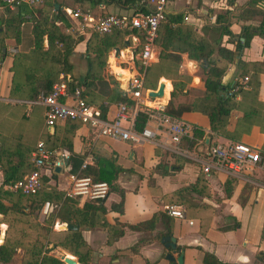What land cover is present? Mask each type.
Here are the masks:
<instances>
[{
    "label": "crops",
    "instance_id": "obj_1",
    "mask_svg": "<svg viewBox=\"0 0 264 264\" xmlns=\"http://www.w3.org/2000/svg\"><path fill=\"white\" fill-rule=\"evenodd\" d=\"M135 8L134 0L130 4L125 0H42L37 7L13 10L0 6V102L9 108L27 107L22 117L15 114L8 118L0 105V247L7 260L1 264H39L43 257L64 264L61 256L74 260V264H173L165 256L176 259L180 253L181 264H204L203 254L213 256L221 264H264V0H170L166 6L165 16L188 15L185 25L200 36L204 34L208 43L213 41L214 48L233 53L232 59L226 61L214 52L209 57L211 65L206 61L199 64L203 59L188 60L183 54L176 67L164 66L170 68L169 80L156 76L151 91L163 83L162 96L164 84L165 95L155 102L165 109L170 102L174 107H191L178 118L201 133L200 139L183 140L178 152L171 153L151 142L133 146L98 137L77 122H60L48 129L43 113L37 128L28 122L32 107L44 112L42 106L30 103L58 82H66L69 89L80 86L85 101L105 108L107 119L116 115L119 103L109 98L107 91L113 88L112 82L118 89L124 88L132 74L138 38L134 32L123 31L120 43L128 42L129 56L118 58L109 52L96 59L86 51L90 36L95 34L83 18L93 22L107 15L128 17ZM74 13L79 17L74 18ZM52 26L58 33L80 41L69 46L56 45V36L47 37ZM220 28H226L227 33L222 34ZM244 34L250 40L238 50L237 42L243 43ZM114 44L113 47H121ZM153 49L157 54L154 64L158 65L159 51L156 45ZM16 56L27 59L22 68L24 84L32 77L36 85L27 90L19 82L26 89L24 98L9 100L18 91H13L18 77L11 59ZM121 59H129V68L120 67ZM212 66L223 70L216 96L222 101L220 105L215 97L206 96L204 89L207 67ZM244 78V88L231 94L232 85ZM171 80L183 85L174 98L170 96ZM214 107L222 117L211 131L206 113ZM4 133L16 134L13 140L21 146L19 151L3 143ZM26 138L36 139L35 143L24 141ZM39 142L54 155L42 170L45 183L41 190L35 197L9 191L8 183L3 184L6 171L13 173L15 165L23 164L24 175L21 177L17 171L12 179L27 175ZM160 142L165 146L164 137ZM228 143L257 149L262 163L236 178L213 169L202 173L201 163L208 147ZM70 152L82 157L81 166L92 167L99 160L111 159L121 172L105 201L74 197L61 214L62 220L51 215L52 211L42 215L44 203L61 207L67 199L64 193L70 176L79 177L69 172ZM63 156H68L63 166H49ZM52 192L60 194V198L56 199ZM175 206L181 208L182 219H173L166 213V208ZM66 225L71 229L66 230ZM72 232L79 234L76 242L72 241ZM165 237L173 240V249L165 247Z\"/></svg>",
    "mask_w": 264,
    "mask_h": 264
},
{
    "label": "built area",
    "instance_id": "obj_2",
    "mask_svg": "<svg viewBox=\"0 0 264 264\" xmlns=\"http://www.w3.org/2000/svg\"><path fill=\"white\" fill-rule=\"evenodd\" d=\"M41 2L42 0H0V6L8 10L21 6L34 8ZM169 2L170 0H135L136 8L128 17L107 15L93 22L83 18L88 24L90 23L89 29L99 36L108 35L115 30L131 31L141 40L136 45L137 51L132 57V74L121 89L130 104L120 102L116 115L112 119H107L101 109L83 99L81 89H69L66 82L54 83L48 93L39 94L35 101L30 103L43 107L46 128H51L60 122H77L87 126L98 137L129 142L133 146L151 142L171 153L179 151L181 142L190 139L194 129L178 117L168 114L165 107L149 98L148 90L143 89L144 72L157 61V54L153 49L154 40L159 25L165 21L166 6ZM72 16L79 17L77 13ZM187 21L188 15H183L182 22ZM246 80L244 78L241 83L232 85L230 93L243 89ZM138 115H141L143 121L140 129H136L135 126ZM161 137L166 140L165 146L160 142ZM204 155L205 161L201 163L204 174H208L213 169L236 178L243 171L262 163L257 149L242 143L215 144L208 147ZM53 156V153L42 143H37L31 159L32 170L7 189L23 196L37 194L41 189L42 170ZM67 159L68 156H63L49 166L60 168ZM84 166L83 164L81 168ZM108 194L109 186L105 182H93L87 177L70 176L69 188L65 191L64 197L67 199L79 197L91 202H103ZM52 209L53 207L48 203H44L40 212L42 215H47ZM166 213L173 219L183 218L180 207L166 208Z\"/></svg>",
    "mask_w": 264,
    "mask_h": 264
},
{
    "label": "trees",
    "instance_id": "obj_3",
    "mask_svg": "<svg viewBox=\"0 0 264 264\" xmlns=\"http://www.w3.org/2000/svg\"><path fill=\"white\" fill-rule=\"evenodd\" d=\"M132 0H125L126 4H130ZM135 1V0H134ZM255 1V0H254ZM182 15L176 14V15H166L165 21L161 23L158 27L156 38L154 40V45L158 48V61H168L171 62L173 67L177 66L180 61V55H185L188 60L191 61H197L199 59H203L207 62V65H211L209 61V57L216 52L218 54L219 59H223L226 61H230L232 59L233 53L222 49V48H214V42L208 43L207 40L204 38V36H200L195 33L191 29L190 26L185 25L182 23L181 19ZM261 26H259L260 28ZM264 29V28H262ZM222 34H226L227 30L226 28H220ZM243 32L247 31V28H242ZM51 35L56 36L55 43L59 46H65V45H74L77 42L80 41V38L74 40L70 39L69 36L62 35L58 33L57 29L55 27H51L50 31L47 33V37ZM97 34L91 35L90 39L88 40L89 44L87 45V52H90L93 54V57L96 59H99L102 56H106L108 51L115 45L114 42H112L111 37H108L109 35L105 36H99L98 38ZM241 38L243 39V43L241 44L239 41L237 42V48L240 50V48H245L250 40V36L242 35ZM92 41V43H91ZM68 46L64 47V56L62 57L63 61H65L66 58V49H68ZM264 53V51H263ZM68 54V53H67ZM264 59V58H263ZM170 64V65H171ZM213 65V63H212ZM222 71L215 66L207 67V74L204 81V89L206 96L208 97H215L217 99V103L221 104V99L217 98V91L221 88L220 86V78L222 76ZM169 72H164L162 76H164L165 79L169 80L168 78ZM94 79H98L97 76H92ZM171 84L173 87V91L171 93V98H174L176 95V92L179 88H182L183 85L181 83H177L174 80H171ZM69 86V84H68ZM84 86V85H82ZM111 86L113 88L109 91H107V95L109 98H111L114 102H122L126 104H130L129 100L127 99L126 95L121 91V89H118V85L115 82L111 83ZM80 86H77L79 88ZM169 87V86H168ZM155 88V87H154ZM50 87H48L49 92ZM81 89V88H80ZM83 96V91H82ZM206 98V97H205ZM84 99V97H83ZM85 100V99H84ZM102 113L105 111V108L100 107ZM166 111L168 114L174 117H179L181 113L183 112H189L191 111V107L189 106H182L178 105L174 107L172 103L170 102L167 107ZM206 116L208 118L209 124H210V130L213 131L215 129V123L222 115L214 109H211L208 113H206ZM136 129H140L143 126V121L141 118V115L137 116L136 120ZM201 133L197 131H192V140L193 139H200ZM193 142H191L189 145H192ZM82 157L74 155L70 152L69 159H68V165L70 166V174L77 175L79 177H87L90 178L93 182H105L109 188L111 189L113 186L112 184L115 182L116 176L119 172H121V169L117 167L113 160H99L95 163L94 166H84V168H80L82 164ZM32 170V164L31 168L29 169V172ZM20 173V176L22 177L24 175V167L23 164H17L15 165V169L13 170V173H10L8 170L6 171V176L4 178L3 184H7L8 186L12 185L15 181H18V179H12V175L16 174V172ZM28 172V173H29ZM27 173V174H28ZM45 183V179L41 176V187ZM109 189V190H110ZM41 190V189H40ZM39 190V191H40ZM39 193V192H38ZM37 193V194H38ZM37 194L33 196H25V197H35ZM54 194V197L60 198V194H57L55 192H52ZM20 195V194H19ZM23 196V195H22ZM120 199H122V194H120ZM70 199H66V201L63 202L60 208L57 209V207H53L51 215H56L57 218L63 219L61 214L66 209L65 207L70 204ZM121 204V202H120ZM57 212V213H56ZM50 215V214H49ZM68 222V221H67ZM72 237V241L76 242L79 240V234L77 232L70 233ZM263 237H264V222H263V231H262ZM72 252V251H71ZM0 262L6 263L7 260L5 259V254L3 253V249L0 247ZM202 262L204 264H221L218 263L213 256L203 254ZM39 264H61V262L48 258L43 257Z\"/></svg>",
    "mask_w": 264,
    "mask_h": 264
},
{
    "label": "rangeland",
    "instance_id": "obj_4",
    "mask_svg": "<svg viewBox=\"0 0 264 264\" xmlns=\"http://www.w3.org/2000/svg\"><path fill=\"white\" fill-rule=\"evenodd\" d=\"M124 34L125 33H123V31L115 30L112 33L108 34L109 35L108 37H111L112 39H114L113 42H117V44H121L120 41H122V36ZM97 37L100 38L99 36H97ZM138 41L141 42L140 39H138ZM130 42H131V40H130ZM109 52H110V54H109ZM107 54H109L110 56L112 55L111 51H108ZM11 59H13V61H14L15 72H16V75L18 77V80L16 81V84L14 86V90L13 91L14 92H15V90H18V91L15 92V93H12V94H16V95L15 96L11 95L10 98H8V99L9 100H13V98L23 99L24 98L23 95H22V94H24L23 91L24 90L26 91V89L29 90L30 88H32L34 85H36V82L33 81V78L31 77V78H29V81L27 82V84H24V82H26V76L23 74L22 68L24 67L25 62H27V59H22L19 56H16V57L11 58ZM110 59L111 60H117L115 58H110ZM43 60H45V58H43ZM129 63L131 64L129 59H126V60H124V59L122 60L121 59L119 61V64H120L121 68H129V66H130ZM167 64H171V63L168 62V61L162 60V61H160V64H158V65L157 64H153L150 67L146 68V70L144 72V85H143V89L144 90H152L155 87L153 82L156 80V76L159 75V74L163 75L164 72H169L170 71L169 67H164ZM19 82H22L23 83V87L26 86V89H22L20 87V84H18ZM18 87H19V89H17ZM99 92L101 93V88L99 89ZM0 105L2 106V109H4L3 113H5L6 117H8V118H12L15 114L22 117V114L26 113V110H27V107L25 105L11 106L12 108L6 107V106H8V104L4 105L2 102H0ZM42 113H43V111L41 110V108L32 107L31 108V113L27 115L29 117L28 118V122L30 124H32L33 129L37 128L39 126V124L41 123V115H42ZM19 119H21V118H19ZM4 123H6V121H4ZM13 129H15V128H12L11 130H13ZM13 135H16V134H13ZM13 135H8L7 136V134L4 133V138L2 139V141H3L4 144L7 145V147L10 146L11 150L19 151L21 146H18V144L15 143V141L13 140L14 139ZM35 140L36 139H33V138L30 139V140L27 139V138L24 139V141H27V142L29 141L30 144L35 143ZM24 199H26V198H24Z\"/></svg>",
    "mask_w": 264,
    "mask_h": 264
},
{
    "label": "water",
    "instance_id": "obj_5",
    "mask_svg": "<svg viewBox=\"0 0 264 264\" xmlns=\"http://www.w3.org/2000/svg\"><path fill=\"white\" fill-rule=\"evenodd\" d=\"M120 49H122L121 51H124V50L128 51V53H126V54L129 55L130 49L128 47V42L127 41H123L120 48L119 47H113L112 48V56L119 57ZM198 63L199 64H205V61L199 60ZM162 90H163V83H159L158 86H157L156 91H151L150 90V91H148L147 95L151 99L160 98V97H162ZM48 129H50V128H48ZM56 171H58V170L56 169L55 172ZM65 229L66 230H70L71 226L70 225H66ZM164 241L167 242L165 247H170L171 249L174 248V244H173V240L172 239L165 237ZM165 258L168 259L169 261L173 262V264H181L182 263V253H180L176 259L172 258V256L169 255V254H167L165 256ZM59 259H61L64 264H74V260H72V259L63 258L62 256Z\"/></svg>",
    "mask_w": 264,
    "mask_h": 264
},
{
    "label": "bare ground",
    "instance_id": "obj_6",
    "mask_svg": "<svg viewBox=\"0 0 264 264\" xmlns=\"http://www.w3.org/2000/svg\"><path fill=\"white\" fill-rule=\"evenodd\" d=\"M126 53H128V51H126V50H124V51H120V53H119V57H120L121 55H123V56H127L128 54H126ZM119 57H118V58H119ZM164 95H165V84H164V93H163V96H162L161 98H163Z\"/></svg>",
    "mask_w": 264,
    "mask_h": 264
}]
</instances>
